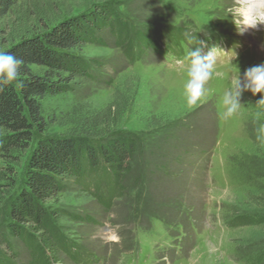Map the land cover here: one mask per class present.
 <instances>
[{
	"label": "rangeland",
	"instance_id": "rangeland-1",
	"mask_svg": "<svg viewBox=\"0 0 264 264\" xmlns=\"http://www.w3.org/2000/svg\"><path fill=\"white\" fill-rule=\"evenodd\" d=\"M105 3L114 7L120 23L147 32L150 40L143 45L132 40L127 56L112 28L102 24L94 43L80 51L89 67L88 78L74 79L67 92L42 102L45 136L65 137L75 125L83 129L90 127L87 122H103L104 127L88 129V134L97 135L92 142L122 137L134 140L136 148L119 198L110 197L108 185L99 178L93 196L91 174L81 184L70 180L57 207L79 220L60 219L63 237L78 249L80 262L91 256L99 259L96 264H242L253 254L264 258V112L256 105L261 94L244 92L240 111L227 120L221 118L222 96L236 65L242 77L246 69L264 63L263 57H254L256 51H264L253 46L232 66L225 58L224 66H216L221 75L209 81L204 102L189 108L186 69L161 62L155 52L163 44L161 51L184 57L176 48L190 46L195 35L210 46L218 43L220 32L239 38L240 31L225 29L222 23L233 18L231 13L224 15L225 0H17L0 21V31L13 42L25 31L86 15ZM161 23L168 28L151 33L149 28ZM214 23L216 32L206 28ZM233 42L230 38L228 44ZM27 158L21 160L20 179ZM227 170L234 182L219 172ZM5 209L6 203L0 208V233L6 230ZM154 218L168 228L161 231L153 225ZM178 230L182 241H177ZM9 243L17 264H28V249L10 237ZM168 243L175 245L166 251ZM57 261L73 264L65 255Z\"/></svg>",
	"mask_w": 264,
	"mask_h": 264
},
{
	"label": "trees",
	"instance_id": "trees-1",
	"mask_svg": "<svg viewBox=\"0 0 264 264\" xmlns=\"http://www.w3.org/2000/svg\"><path fill=\"white\" fill-rule=\"evenodd\" d=\"M16 2L0 0V21ZM113 8L109 3L96 5L86 15L59 20L40 31H25L13 42L0 31V41H3L0 51L23 61L17 82L0 90V160L3 163L0 208L6 203V230L0 233V247H4L0 248V264H17L9 237L28 249V264H58L60 255L68 257L73 264L99 261L89 256L88 262H80L78 249L63 237L64 226L59 224L60 219L69 217L75 222L79 219L57 207L58 196L68 188L70 180L81 184L84 177L91 174L95 186V191H91L93 196L99 188L96 181L99 178L108 185L110 197H121V183L135 152V141L115 137L103 143L92 142L97 135L88 134V129L104 127L103 122H87L90 127L83 128L86 130L75 125L65 137L45 136L48 127L42 102L47 97L67 92L74 79L88 78L89 67L80 51L94 43L93 36L101 30L102 24L112 28L118 46L124 44L127 56L131 55L132 40L138 45L148 43L147 32L128 29L116 19ZM25 155L28 158L20 179L21 160ZM96 200L105 205L100 198ZM2 214L0 210V219ZM261 221L264 223V218Z\"/></svg>",
	"mask_w": 264,
	"mask_h": 264
},
{
	"label": "clouds",
	"instance_id": "clouds-1",
	"mask_svg": "<svg viewBox=\"0 0 264 264\" xmlns=\"http://www.w3.org/2000/svg\"><path fill=\"white\" fill-rule=\"evenodd\" d=\"M231 13L240 31L249 28L259 30L264 26V0H225L224 15ZM190 43L186 55L177 60V64L184 66L188 77L184 92L186 104L195 108L204 102L207 85L214 75H221L216 71L220 54L218 48H212L202 55V47L196 35ZM235 57H232V61ZM23 61L9 52L0 51V90L7 85L17 82ZM230 78V87L224 92L221 100L223 111L221 118L227 120L237 114L242 108V94L250 91L253 95L261 94L256 105L264 112V63L245 70L241 77L239 68Z\"/></svg>",
	"mask_w": 264,
	"mask_h": 264
},
{
	"label": "bare ground",
	"instance_id": "bare-ground-1",
	"mask_svg": "<svg viewBox=\"0 0 264 264\" xmlns=\"http://www.w3.org/2000/svg\"><path fill=\"white\" fill-rule=\"evenodd\" d=\"M254 57H256V58L263 57L264 58V54H262L261 52L256 51L255 54H254Z\"/></svg>",
	"mask_w": 264,
	"mask_h": 264
}]
</instances>
